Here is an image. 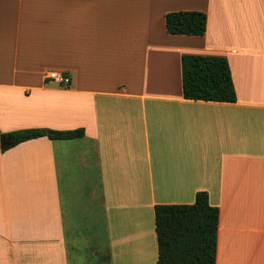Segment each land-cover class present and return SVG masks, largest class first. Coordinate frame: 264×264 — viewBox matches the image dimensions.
I'll list each match as a JSON object with an SVG mask.
<instances>
[{
  "label": "crops",
  "instance_id": "crops-1",
  "mask_svg": "<svg viewBox=\"0 0 264 264\" xmlns=\"http://www.w3.org/2000/svg\"><path fill=\"white\" fill-rule=\"evenodd\" d=\"M178 10L204 33H167ZM182 54L224 57L234 101L183 98ZM26 128L83 136L0 151V264H154L153 206L200 190L214 264H264V0H0V133ZM70 163L89 169L87 228L63 211Z\"/></svg>",
  "mask_w": 264,
  "mask_h": 264
},
{
  "label": "trees",
  "instance_id": "trees-1",
  "mask_svg": "<svg viewBox=\"0 0 264 264\" xmlns=\"http://www.w3.org/2000/svg\"><path fill=\"white\" fill-rule=\"evenodd\" d=\"M205 21V13L198 10L168 11L163 15L164 27L169 34L200 36L205 31ZM179 63L183 98L234 101V88L224 57L182 54ZM40 136L49 140H71L81 138L83 130L26 128L0 133V138L7 137V144L0 146V151ZM217 223L218 208L209 204L204 190L196 191L193 201L188 204H155L154 264H214Z\"/></svg>",
  "mask_w": 264,
  "mask_h": 264
},
{
  "label": "rangeland",
  "instance_id": "rangeland-1",
  "mask_svg": "<svg viewBox=\"0 0 264 264\" xmlns=\"http://www.w3.org/2000/svg\"><path fill=\"white\" fill-rule=\"evenodd\" d=\"M88 172L89 169L85 168V166L78 165L75 167L71 163L68 165L66 171L63 170L61 172V177L59 178L62 189L61 202L68 222L73 221L74 223H77L83 217L82 214L85 212V207L83 206L85 197L82 195L81 184L78 179H82L84 174H89ZM68 177L72 178L70 179L71 181L68 180ZM81 223L82 221H80V224ZM80 224H77V226ZM82 224V227L87 228L84 222ZM98 237L100 241H104L101 231L99 232ZM69 258L71 260V264H104L101 260L89 262V257L87 260H82L75 254V252H73V250L69 251Z\"/></svg>",
  "mask_w": 264,
  "mask_h": 264
},
{
  "label": "built area",
  "instance_id": "built-area-1",
  "mask_svg": "<svg viewBox=\"0 0 264 264\" xmlns=\"http://www.w3.org/2000/svg\"><path fill=\"white\" fill-rule=\"evenodd\" d=\"M46 78L61 85H67L69 82L68 77L59 71H48L46 73Z\"/></svg>",
  "mask_w": 264,
  "mask_h": 264
},
{
  "label": "water",
  "instance_id": "water-1",
  "mask_svg": "<svg viewBox=\"0 0 264 264\" xmlns=\"http://www.w3.org/2000/svg\"><path fill=\"white\" fill-rule=\"evenodd\" d=\"M5 144H7V137H1L0 138V146H3Z\"/></svg>",
  "mask_w": 264,
  "mask_h": 264
}]
</instances>
